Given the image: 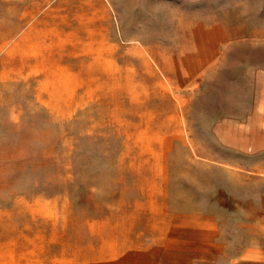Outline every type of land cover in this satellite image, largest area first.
Here are the masks:
<instances>
[{"label": "rangeland", "instance_id": "374dc122", "mask_svg": "<svg viewBox=\"0 0 264 264\" xmlns=\"http://www.w3.org/2000/svg\"><path fill=\"white\" fill-rule=\"evenodd\" d=\"M0 264H264V0H0Z\"/></svg>", "mask_w": 264, "mask_h": 264}]
</instances>
